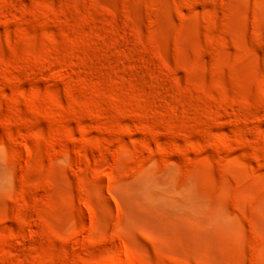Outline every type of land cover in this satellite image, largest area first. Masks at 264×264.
<instances>
[{
  "label": "rangeland",
  "instance_id": "obj_1",
  "mask_svg": "<svg viewBox=\"0 0 264 264\" xmlns=\"http://www.w3.org/2000/svg\"><path fill=\"white\" fill-rule=\"evenodd\" d=\"M0 264H264V0H0Z\"/></svg>",
  "mask_w": 264,
  "mask_h": 264
}]
</instances>
